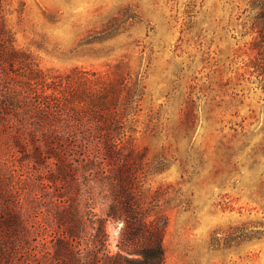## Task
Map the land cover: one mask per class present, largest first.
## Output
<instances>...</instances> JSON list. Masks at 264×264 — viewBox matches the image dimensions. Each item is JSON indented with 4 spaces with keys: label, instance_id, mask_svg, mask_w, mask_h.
Here are the masks:
<instances>
[{
    "label": "rangeland",
    "instance_id": "rangeland-1",
    "mask_svg": "<svg viewBox=\"0 0 264 264\" xmlns=\"http://www.w3.org/2000/svg\"><path fill=\"white\" fill-rule=\"evenodd\" d=\"M260 6V0H0L9 39L44 72L111 73L122 63L143 86L133 137L154 168L140 194L144 208L152 218L168 217L163 264H264ZM7 123L0 117V264H102V224L111 254L139 257L138 243L128 238L140 232L136 240L145 242L146 228L125 232L121 219L107 217L112 192L92 181L84 187L92 192L47 185L39 176L45 169L19 151L28 138Z\"/></svg>",
    "mask_w": 264,
    "mask_h": 264
},
{
    "label": "trees",
    "instance_id": "trees-1",
    "mask_svg": "<svg viewBox=\"0 0 264 264\" xmlns=\"http://www.w3.org/2000/svg\"><path fill=\"white\" fill-rule=\"evenodd\" d=\"M260 2L264 24V0ZM2 25L0 13V117L28 138L19 147L24 159L45 169L39 176L47 185L57 188L60 181L71 192H92L84 188L92 181L101 192H112L107 217L121 219L125 232L146 228L145 242L136 240L143 237L140 232L128 238L135 247L138 243L139 257H130V252L116 257L108 249L109 234L102 224L97 238L100 263L163 264L168 217L159 213L152 218L144 208L140 194L154 168L145 162L133 137L143 86L132 80L122 63L111 73L44 72L30 54L16 48ZM10 252L6 251L8 263Z\"/></svg>",
    "mask_w": 264,
    "mask_h": 264
}]
</instances>
